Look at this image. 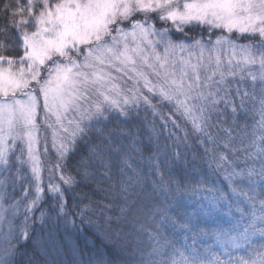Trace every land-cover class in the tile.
<instances>
[{"label":"snow or ice","instance_id":"obj_1","mask_svg":"<svg viewBox=\"0 0 264 264\" xmlns=\"http://www.w3.org/2000/svg\"><path fill=\"white\" fill-rule=\"evenodd\" d=\"M0 19V264L78 245L70 217L120 257L97 264H264V0Z\"/></svg>","mask_w":264,"mask_h":264},{"label":"trees","instance_id":"obj_2","mask_svg":"<svg viewBox=\"0 0 264 264\" xmlns=\"http://www.w3.org/2000/svg\"><path fill=\"white\" fill-rule=\"evenodd\" d=\"M2 23L3 20L0 19V24ZM69 208L71 212L77 211L76 208L71 207V202L69 204ZM70 218H74L76 220V226L74 228L72 226H68V228L65 229L64 224L61 223L57 228V232L61 238L67 236L71 239V241L78 242V245L72 244L66 246L59 252H53L48 257L36 255L34 259L38 260L39 264H44L45 260H48L49 264H52L53 261L55 264H97L100 259L105 261H118L120 259L116 251L111 246L101 244L97 238L95 229L91 225L87 222L81 223L78 217ZM85 238L92 241V243L85 244ZM209 243H211V241H209ZM77 246L79 250L73 251V247ZM29 255H31V249H29Z\"/></svg>","mask_w":264,"mask_h":264}]
</instances>
